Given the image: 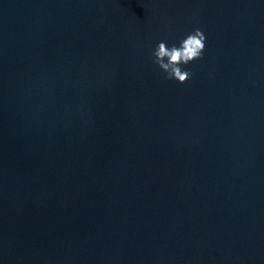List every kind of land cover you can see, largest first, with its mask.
Segmentation results:
<instances>
[{
    "label": "water",
    "instance_id": "95a60500",
    "mask_svg": "<svg viewBox=\"0 0 264 264\" xmlns=\"http://www.w3.org/2000/svg\"><path fill=\"white\" fill-rule=\"evenodd\" d=\"M0 264H264V0H0Z\"/></svg>",
    "mask_w": 264,
    "mask_h": 264
},
{
    "label": "clouds",
    "instance_id": "9594fccd",
    "mask_svg": "<svg viewBox=\"0 0 264 264\" xmlns=\"http://www.w3.org/2000/svg\"><path fill=\"white\" fill-rule=\"evenodd\" d=\"M204 40L202 31L196 28L181 39L178 46H167L166 41H158L150 54L154 63L165 73V79H175L183 83L192 73L190 69H182L181 65L202 58Z\"/></svg>",
    "mask_w": 264,
    "mask_h": 264
}]
</instances>
